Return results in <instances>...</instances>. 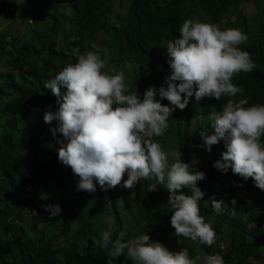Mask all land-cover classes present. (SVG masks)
<instances>
[{"label":"trees","instance_id":"1","mask_svg":"<svg viewBox=\"0 0 264 264\" xmlns=\"http://www.w3.org/2000/svg\"><path fill=\"white\" fill-rule=\"evenodd\" d=\"M27 1L30 6L0 0V14L17 7L16 26L10 22L0 31V264H108L109 260L133 264L126 254L112 257V245L104 247L102 242L104 232L114 242L125 224L129 231L120 240L147 234L175 253L176 247L162 234H174L163 187L148 192L152 181H141L131 190L122 186L104 190L98 184L94 193L76 190L79 177L58 161L57 140L63 137L60 133L53 137L50 131L58 122L46 124L43 119L50 106L57 110L56 97L44 83L80 55L95 51L92 45H96L108 50L107 55L100 53L106 65L103 72L126 71V94L137 92L142 98L150 87L158 92L167 87L165 77L171 74L166 46L179 37L185 19L223 31L237 15L235 29L248 30L251 15L245 10L260 0ZM244 48L255 68L233 76L232 83L243 89L235 99H247L245 107L264 104V41ZM160 102L171 107L166 99ZM214 106L212 98L196 101L193 96L183 111L172 113L164 135L153 137L164 152L176 149L177 159L189 164L190 170L205 173L197 184L205 194L199 202L200 215L212 225L216 241L211 247L197 241L194 249L181 238L179 245L190 258L219 254L224 264H264V191L251 178L244 181L231 170L219 174L214 158L226 151L223 140L209 154L196 146L204 145L202 132L213 134L209 113ZM43 191L46 200L40 199ZM213 198L223 203L219 213L211 207ZM43 204L59 205L60 216L50 219ZM132 206L147 219L144 223L126 217ZM233 208L236 215L230 211Z\"/></svg>","mask_w":264,"mask_h":264},{"label":"clouds","instance_id":"2","mask_svg":"<svg viewBox=\"0 0 264 264\" xmlns=\"http://www.w3.org/2000/svg\"><path fill=\"white\" fill-rule=\"evenodd\" d=\"M236 16L223 31L217 25L185 19L179 37L166 46L171 72L165 77L167 87L158 92L150 87L142 98L137 92L126 94L123 72L109 75L102 71L106 65L100 53L107 55L108 50L96 45H92L95 51L80 55L76 63L45 81V88L56 97L57 110L51 111L50 106L43 119L46 124L58 122L57 127L50 129L53 137L57 133L63 137L57 140L58 161L79 177L77 191L94 193L97 184L104 190L117 186L131 190L141 181H152L148 192L163 187L168 193L174 236L211 247L216 233L200 215L199 202L205 194L197 186L205 179V173L195 167L190 170L192 167L180 159L170 162L162 146L153 140L164 135L172 113L176 109L183 111L193 96L196 101L207 97L215 102L209 113L213 134L202 132L204 145L196 146L209 154L212 146L223 140L226 151L216 153L214 158V167L221 170L219 174L231 170L244 181L251 178L255 187L264 191V104L245 107L247 99H235L243 89L232 83L234 75L250 73L255 68L244 46L264 41V20L249 27L247 20V29H257L250 34L243 26L244 31L235 29ZM164 99L171 107L160 102ZM40 199L48 196L42 193ZM231 203L236 205L235 200ZM222 206V202L212 199L215 212L219 213ZM42 207L50 219L61 214L59 205ZM230 211L236 215L234 208ZM102 242L104 247L112 245V257L126 254L133 264H224L219 254L190 258L187 249L171 252L147 234L112 242L110 233L104 232Z\"/></svg>","mask_w":264,"mask_h":264},{"label":"rangeland","instance_id":"3","mask_svg":"<svg viewBox=\"0 0 264 264\" xmlns=\"http://www.w3.org/2000/svg\"><path fill=\"white\" fill-rule=\"evenodd\" d=\"M10 1H11L12 3H17V2L23 1V3H25L27 6H28L29 4H31V3H30L29 1H27V0H10ZM36 1H37V0H31V2H36ZM123 1H125V3H126V0H123ZM29 6H30V5H29ZM15 9H17V7H13V8L10 9L8 12L1 13V14H0V31H1V30H5V29H7L8 25L10 24V22L13 23L14 26H16L17 22L14 20V16H13V14H14V12H15ZM238 10H239V8H238ZM245 12H246L247 14L250 13V15H252V16L254 17V19H252V17L249 19L248 24H247V27L252 26V25H253V22H255V23L257 22V23H259L260 21L264 20V0H260L259 3H257L255 6H254L253 4H250V5L246 8ZM246 17H247V16H246ZM232 19H233V17H232ZM235 21L237 22V18L235 19ZM15 23H16V24H15ZM248 30H249L250 34H254V33L257 31L256 28H254V29H248ZM109 71H111L112 73H114V72H116V71H118V72H124V71H119V70L114 69V68H112V69L109 70ZM125 73H126V71H125ZM125 73H124V74H125ZM127 75H128V74H127ZM127 75H126V76H127ZM130 78H131V76H130ZM167 154L170 156V157H169V160L174 161V160L177 159V150H176V149L169 150V151L167 152ZM48 191H49V190H48ZM42 193H43V194H46L47 191H43ZM137 213H138V208L132 206V207H131V210H129V212L127 213L126 217H128V219H132V220H134V218L137 219V217H138V219H139L141 222L144 223V221H146L147 219H145V218L143 217V215H140V214H137ZM143 218H144V220H143ZM125 221H126V218H125ZM107 227H108V229H111V228L109 227V224L107 225ZM126 228H127V225L125 224V230L122 231V232H120V233L118 234L116 240H117V239H120V237H121V233L125 234L127 231H129V229H126ZM156 233H159V232H156ZM150 234H155V230H152V229H151V233H150ZM162 234L165 236V240L167 241V243H168L169 245L172 244V247H176V249H177L176 252H179V251L182 250V248H180L179 241H180V239L183 238V237H175L174 234H172V233H170V232H168V233L165 232V233H162ZM126 235H128V233H127ZM139 235H141V233H139L138 236H139ZM183 239H184V241H185L189 246H191V247L194 248V249H197V248H196V246H197V243H196V242H193V241H191L190 239H186V238H183ZM116 240H115V241H116ZM115 241H114V242H115Z\"/></svg>","mask_w":264,"mask_h":264}]
</instances>
